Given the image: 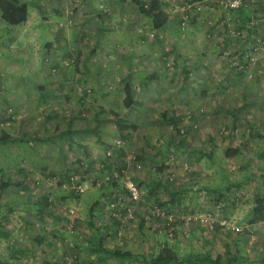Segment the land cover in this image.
<instances>
[{
  "label": "rangeland",
  "instance_id": "obj_1",
  "mask_svg": "<svg viewBox=\"0 0 264 264\" xmlns=\"http://www.w3.org/2000/svg\"><path fill=\"white\" fill-rule=\"evenodd\" d=\"M46 1L40 7L51 16L47 23L38 18L37 44L34 37L23 39V46L7 43L5 37L11 40L22 25L0 22V89L9 110L0 113V132L23 138L0 144V260L141 264L142 255L175 242L181 255L214 257L228 247L239 252L242 264H264L258 261L264 222L249 226L246 220L264 175V156L258 155L264 142L248 135L251 130L264 137V0H241L263 17L255 40L246 44L222 0H164L170 25L159 32L131 0H59L53 26L55 8ZM125 80L136 101L129 108ZM163 111L179 132L165 123ZM111 117L131 131L127 142L118 139ZM227 146H239L241 154L225 158ZM195 148L213 151L212 160L196 162ZM162 161L167 167L157 174ZM110 163L136 183L163 181L156 196L161 201L168 189L180 187L186 209L167 215L153 197L131 201L125 188L105 179ZM251 172L253 179L216 202L214 188ZM173 214L176 226L168 228L165 216ZM190 215L199 220L182 218ZM97 234L107 249H131L139 258L91 253Z\"/></svg>",
  "mask_w": 264,
  "mask_h": 264
},
{
  "label": "trees",
  "instance_id": "obj_2",
  "mask_svg": "<svg viewBox=\"0 0 264 264\" xmlns=\"http://www.w3.org/2000/svg\"><path fill=\"white\" fill-rule=\"evenodd\" d=\"M127 0H118V2L123 3ZM138 8L139 14L145 18L148 23L150 29H152L154 32H159L162 31L166 28L169 27L170 25V17L168 12L165 9V1L164 0H131ZM28 8L29 5L28 3L21 1V0H0V22L5 23L7 25H20L23 22L26 21L27 16H28ZM230 11H232L237 18V29L238 31L241 32L243 36L242 43L246 44L250 42L251 40H255L256 38V33H257V25L256 22L258 20H261V16L256 15V11H251L247 5H245L244 2H241L237 7L235 8H229ZM264 12L263 10H260ZM255 20V25L250 24L251 20ZM245 31V33L243 32ZM239 37V35H238ZM241 44V45H243ZM240 45V46H241ZM123 92H124V106L126 108L131 107L133 104H136V101L134 99L133 95V86L130 83V81L125 80L123 82ZM162 119L165 120L166 124L172 125L174 131L179 132V129L176 126L175 119H170L166 112L163 111L161 113ZM112 121H116L117 123V129H116V134H118L119 138L125 142L130 138V133L125 132V126L124 123H122V119L119 118H110ZM133 127V130H136V126L133 124L131 125ZM249 137L250 139H253L254 141L259 139L264 142V137L262 135H254V133L251 130H248ZM246 130L242 131V134H245ZM23 138H18L14 137L8 133H5L3 131L0 132V144H7V143H15L18 141H22ZM182 144V139L181 142ZM168 145H171V140L168 142ZM199 155L195 157V161L198 162L202 158H206L207 160H212L211 154H213V151L211 153H203L201 152V149H194ZM241 154V148L239 146H227L224 148L223 155L225 158H231L235 157L237 155ZM259 156H264V152L258 153ZM137 159H139L137 157ZM165 160V159H164ZM112 163L107 165V168L111 170L112 168ZM136 166V163L134 164V167ZM124 169H128L126 164L123 165ZM142 166H140L141 168ZM167 167L165 165L164 161H162V164L158 165L156 167L155 172L157 174L163 172V170ZM244 166H241L243 168ZM122 167L115 168L117 170H120ZM137 168V167H136ZM109 170V171H110ZM126 174L130 175L128 172H125ZM124 174V173H123ZM122 174V175H123ZM255 177V173L251 172L249 175H247L245 178H241L238 181L232 182L226 180V184L214 188L212 192L217 194L216 197V202L222 200H228L227 199V193L231 190L232 187L235 189H239L243 186V184ZM263 178L262 182L260 185H258L254 193L252 195V205L246 215V220L247 224L249 226H253L259 223L264 222V175L261 176ZM131 178L136 182V180L131 176ZM110 182L111 186L117 187L121 186L124 188L123 185H121L117 180L114 178H111L108 180ZM120 184V185H119ZM137 186L141 192V187H144L145 190L140 193L141 198H148L151 199L152 197L155 198L154 203L158 205L159 209L163 211V213L167 212V215L169 211L171 212L174 210V208H177L178 210L182 211L183 209V198L182 195L185 192L183 189L180 187L177 189V191H173L168 189L167 194L169 195L167 201H161L160 197L156 198V196H159V188L164 187L165 183L159 179L156 180H150L147 183L145 181L142 182H137ZM125 190V189H124ZM195 193V192H194ZM190 197H194L193 193L190 195ZM65 199V197H62ZM116 194L113 196L112 199H110V202H115L116 199ZM233 203H235L233 201ZM50 204L48 201V198H44V205ZM97 202L93 204V206L90 208V214H92L96 209H97ZM167 215L165 216L166 218V225L167 227H175L176 222H177V217L173 214L171 217V220L167 218ZM176 217V218H175ZM183 218V217H182ZM185 220V219H184ZM1 221V219H0ZM179 221V220H178ZM90 225L95 226L93 224V221H89ZM96 229L99 231V228L96 227ZM96 237L93 239L92 242H94V247L90 249L91 253H98V252H105L106 254L110 255L111 257L115 259H121L123 261L124 259H135L139 258L140 255H135L130 251H121L120 249H115V250H110L107 249L106 246H103V239L100 234L95 235ZM178 244L177 243H172V244H164L161 248L158 249L156 253H152L149 257H146L145 255H142L141 257V264H242L243 259L239 255L238 251H230L228 247H226L224 254H217L216 256H212L210 252H205L203 254H195V255H181L180 251L178 249ZM102 260L101 258H97L96 261L100 262ZM120 261V262H121ZM258 261L264 262V253L258 258ZM0 264H8L5 261L0 260ZM65 264V263H64Z\"/></svg>",
  "mask_w": 264,
  "mask_h": 264
},
{
  "label": "crops",
  "instance_id": "obj_3",
  "mask_svg": "<svg viewBox=\"0 0 264 264\" xmlns=\"http://www.w3.org/2000/svg\"><path fill=\"white\" fill-rule=\"evenodd\" d=\"M21 1H24V2L28 3V5H29L27 19L25 22L20 24V25H22V27L15 34H13L14 36L11 37V40L7 36L5 37V39L6 38L8 39V40L6 39L7 43H9V41H11V43H13V44L17 43V45L23 46V39H25L27 37L28 38L34 37L33 43L36 42V44H37L38 39L42 36V33H39V28L37 27V25L39 23L38 18H41L42 20H46V23H47V21H48L47 19L51 15L44 13V10L40 7L41 6L40 5L41 0H21ZM46 2L51 3L54 7L59 2V0H47ZM54 8L55 9H51V10L53 11V14L55 16H57V14H58L57 8L56 7H54ZM57 22H58V16H57V20H54V19L52 20V24L50 26L56 25ZM50 28L51 27H49L48 32L46 31L47 35L45 34V37L50 36V34L52 33ZM0 30H2L1 24H0ZM50 39H52V38L50 37ZM20 48H23V47H20ZM193 234H194V232H190L188 235L192 236ZM141 240H143V239H141ZM103 243H104V241H103ZM103 246H104V244H103ZM120 250L121 251H124V250L130 251L133 254H136L131 249H120Z\"/></svg>",
  "mask_w": 264,
  "mask_h": 264
},
{
  "label": "built area",
  "instance_id": "obj_4",
  "mask_svg": "<svg viewBox=\"0 0 264 264\" xmlns=\"http://www.w3.org/2000/svg\"><path fill=\"white\" fill-rule=\"evenodd\" d=\"M221 3L227 7V8H235L237 7L240 3L241 0H222ZM5 99V94L3 92L2 89H0V113L3 114L4 112H9V110H7L8 108L6 107L5 103L2 102V100ZM6 124H8V121L6 122ZM131 161L134 160V157H129ZM140 164H136L137 168H140ZM124 173V174H123ZM123 174V175H122ZM74 177H71V180ZM111 178H114L115 180L119 181L120 183H122V185L124 186V188L126 189L129 199L131 201H135L137 202L140 198V190L137 186V183L131 178L130 175L126 174L125 171L123 169L117 170L114 168V166H112L110 173H108V175H106L105 179L109 180ZM92 182H95L96 185H99L101 183V180L99 179H92ZM82 185L80 184H76V189H80L82 190L81 187ZM131 212V209L129 207L126 208V217L127 215ZM113 216H116V213H112ZM117 217V216H116ZM185 219V221H191V220H199V218H196V216L194 215H190V216H186L183 217ZM169 220H171V217L168 218ZM234 229L238 230V228L234 227Z\"/></svg>",
  "mask_w": 264,
  "mask_h": 264
}]
</instances>
